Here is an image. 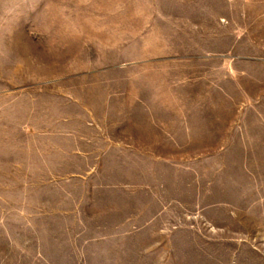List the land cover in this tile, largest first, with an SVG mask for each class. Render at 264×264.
<instances>
[{
    "label": "rangeland",
    "instance_id": "obj_1",
    "mask_svg": "<svg viewBox=\"0 0 264 264\" xmlns=\"http://www.w3.org/2000/svg\"><path fill=\"white\" fill-rule=\"evenodd\" d=\"M0 264H264V0H0Z\"/></svg>",
    "mask_w": 264,
    "mask_h": 264
}]
</instances>
